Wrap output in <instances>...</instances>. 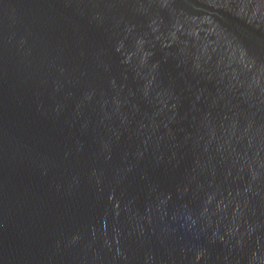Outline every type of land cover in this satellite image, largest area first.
<instances>
[{"label":"water","instance_id":"95a60500","mask_svg":"<svg viewBox=\"0 0 264 264\" xmlns=\"http://www.w3.org/2000/svg\"><path fill=\"white\" fill-rule=\"evenodd\" d=\"M0 264H264V0H0Z\"/></svg>","mask_w":264,"mask_h":264}]
</instances>
